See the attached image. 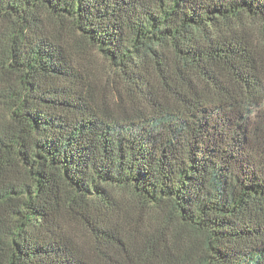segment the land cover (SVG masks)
<instances>
[{
  "label": "trees",
  "instance_id": "1",
  "mask_svg": "<svg viewBox=\"0 0 264 264\" xmlns=\"http://www.w3.org/2000/svg\"><path fill=\"white\" fill-rule=\"evenodd\" d=\"M0 264H264V0H0Z\"/></svg>",
  "mask_w": 264,
  "mask_h": 264
}]
</instances>
